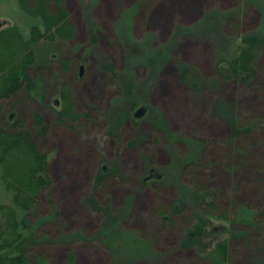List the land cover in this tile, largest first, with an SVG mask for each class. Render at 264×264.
I'll return each instance as SVG.
<instances>
[{
  "label": "rangeland",
  "instance_id": "1",
  "mask_svg": "<svg viewBox=\"0 0 264 264\" xmlns=\"http://www.w3.org/2000/svg\"><path fill=\"white\" fill-rule=\"evenodd\" d=\"M65 4L74 38L43 41L35 51L39 64L56 63L52 86L70 85L77 111L88 117L58 125L25 93L7 105V115H23L51 157L52 203L35 216L49 215L37 232L39 252L52 264H67L72 250L77 264H209L197 247L181 245L192 213L200 214L198 193H227L224 212L244 213L241 204L263 208L257 179L264 174V0ZM36 23L19 0H0L4 27L17 25L28 36ZM61 58L72 60L71 71ZM235 127V146L249 155L241 164L231 146L221 145ZM246 127L252 130L244 135ZM0 202H10L2 183ZM172 205L189 210L165 219ZM247 215L235 225L246 232L233 237L223 221L213 217L208 225L229 229L209 234L231 239L229 264H264V214L260 229Z\"/></svg>",
  "mask_w": 264,
  "mask_h": 264
},
{
  "label": "trees",
  "instance_id": "2",
  "mask_svg": "<svg viewBox=\"0 0 264 264\" xmlns=\"http://www.w3.org/2000/svg\"><path fill=\"white\" fill-rule=\"evenodd\" d=\"M19 6L30 17L38 19V23L30 27L28 36L17 25L4 27V24H0V183L10 196L9 203L0 202V252L15 249L11 254L0 253V264H52L49 257L39 252L40 236L37 235L41 223L49 219V215L35 218L36 212L42 209L45 201L52 203L53 181L49 171L51 157L43 150L37 137L29 131L28 121L23 115H7V105L10 100L25 93L29 100L38 102L43 109L52 113L58 125L75 126L88 115L77 111L70 85L57 83L52 86V72L56 63L51 61L46 65L39 64L35 51V46L40 42L71 41L74 38L75 27L70 20L65 0H19ZM58 62L63 70H72L73 62L70 58H61ZM107 67L111 71L116 69L111 64ZM230 78L236 80L234 76ZM56 97L59 98L54 99ZM259 122L263 123L264 120ZM251 130L252 127H246L242 132L245 135ZM239 132L240 129L235 127L232 138L221 145L231 146L233 153L239 157L237 163L241 164L249 161V155L243 154L235 146V137ZM202 142L206 144L208 141ZM193 167L192 164L187 165V173H193ZM239 170L236 168L233 175H240ZM154 172L150 170L144 184L147 185L146 182L153 178ZM257 180L264 192V174ZM198 194H201L197 204L200 214L195 216L192 213L193 217L183 233L181 245L197 247L202 260L209 264H229L231 239L209 240V234L217 229H229L226 225L211 229L208 226L211 219L214 217L230 225V234L233 237L246 232L244 229L238 230L235 225L245 222L248 212L249 223L260 229L264 202L262 209L241 204L240 208L244 213L239 210L231 213L229 210H219L223 205V196L227 194L224 191L204 190ZM236 205V200H233L232 206ZM170 208V215L168 211L162 212L165 219L189 210L188 205L176 207L177 210H173V205ZM261 250L264 252V247ZM67 264H77L73 250L67 255Z\"/></svg>",
  "mask_w": 264,
  "mask_h": 264
},
{
  "label": "water",
  "instance_id": "3",
  "mask_svg": "<svg viewBox=\"0 0 264 264\" xmlns=\"http://www.w3.org/2000/svg\"><path fill=\"white\" fill-rule=\"evenodd\" d=\"M141 112H142V110L138 113L139 114V116H141Z\"/></svg>",
  "mask_w": 264,
  "mask_h": 264
}]
</instances>
